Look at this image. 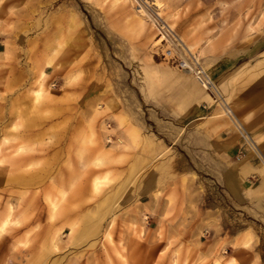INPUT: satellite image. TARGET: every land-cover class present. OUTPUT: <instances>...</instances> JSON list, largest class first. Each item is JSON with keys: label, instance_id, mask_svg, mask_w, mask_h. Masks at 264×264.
<instances>
[{"label": "rangeland", "instance_id": "1", "mask_svg": "<svg viewBox=\"0 0 264 264\" xmlns=\"http://www.w3.org/2000/svg\"><path fill=\"white\" fill-rule=\"evenodd\" d=\"M161 2L0 0V264H264V0Z\"/></svg>", "mask_w": 264, "mask_h": 264}, {"label": "crops", "instance_id": "2", "mask_svg": "<svg viewBox=\"0 0 264 264\" xmlns=\"http://www.w3.org/2000/svg\"><path fill=\"white\" fill-rule=\"evenodd\" d=\"M223 69L224 66L223 65L220 66L219 68L220 74L221 71H223ZM257 178L259 184L262 182L263 187L258 188L257 186L259 184H256L251 189L249 186L241 187V185H239L235 180V172L233 170H231L230 173L226 175L225 181L230 191L229 194L231 195V197L235 199L236 204L240 203L244 208L245 207L253 208L257 214V216H255V221L262 225L264 224V177H262L261 174L260 175L257 174ZM250 190L251 193H249ZM237 218L238 217H236V220ZM231 219L232 218H230V223H229L230 225L227 226V228H225V226L223 225L221 229L222 233H227V235L229 236L235 235L232 234V231L234 229H238V223L236 222V220H234L235 223H233ZM245 230L247 229L245 228Z\"/></svg>", "mask_w": 264, "mask_h": 264}, {"label": "bare ground", "instance_id": "3", "mask_svg": "<svg viewBox=\"0 0 264 264\" xmlns=\"http://www.w3.org/2000/svg\"><path fill=\"white\" fill-rule=\"evenodd\" d=\"M156 2H157V4H158V6L160 7L161 6V4H162V2H161V0H156ZM155 5H156V3H155ZM141 11H144L143 9H141ZM149 15V14H148ZM164 33V32H163ZM165 34V33H164ZM164 34H162V37L160 38V39H158L156 42H163L162 40V38L163 37H165L166 35H164ZM166 38V37H165ZM159 42V43H160ZM67 79V78H66ZM199 79H200V77H199ZM202 84V83H201ZM204 85V84H203ZM37 86H38V89L34 92L35 94H34V96H33V101L34 102H37L38 100H39V98H40V96L42 95V92L44 91V84H43V79L42 78H39V80L37 81ZM204 87H205V85H204ZM35 106V105H34ZM1 144V143H0ZM3 148V147H2ZM16 153H22V149L21 148H17V152ZM15 153V154H16ZM2 154H3V152H2ZM1 154V150H0V155H2ZM19 157H23V156H19ZM26 158H27V156H24V158L23 159H21V160H18V162L20 163V161H23L24 159L26 160ZM17 161V160H16ZM0 163H3V159L0 157ZM4 164V163H3ZM100 184H101V182L100 181H97V179L96 180H94V182H93V189L94 190H98L99 189V187H100ZM55 209V208H54ZM8 222L7 221H5V222H3L2 224H1V226H0V235H2L3 233H4V230H5V227H6V224H7ZM55 246H57V243L55 242Z\"/></svg>", "mask_w": 264, "mask_h": 264}, {"label": "built area", "instance_id": "4", "mask_svg": "<svg viewBox=\"0 0 264 264\" xmlns=\"http://www.w3.org/2000/svg\"><path fill=\"white\" fill-rule=\"evenodd\" d=\"M197 70H198V75L202 76V78H204L206 80L205 71H203V69H197ZM208 84L211 86L210 89H213L212 86L214 85V83H208ZM243 154H244V151L242 150V151H240L239 156L241 157V156H243Z\"/></svg>", "mask_w": 264, "mask_h": 264}]
</instances>
